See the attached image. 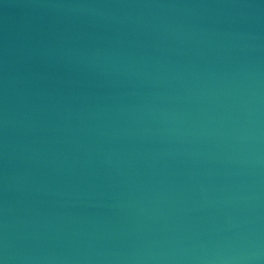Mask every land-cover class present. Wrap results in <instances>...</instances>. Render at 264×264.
Masks as SVG:
<instances>
[{"label":"water","instance_id":"obj_1","mask_svg":"<svg viewBox=\"0 0 264 264\" xmlns=\"http://www.w3.org/2000/svg\"><path fill=\"white\" fill-rule=\"evenodd\" d=\"M0 264H264V0H0Z\"/></svg>","mask_w":264,"mask_h":264}]
</instances>
